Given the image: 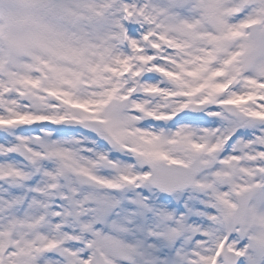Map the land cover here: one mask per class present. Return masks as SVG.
Wrapping results in <instances>:
<instances>
[{"label":"snow or ice","instance_id":"1","mask_svg":"<svg viewBox=\"0 0 264 264\" xmlns=\"http://www.w3.org/2000/svg\"><path fill=\"white\" fill-rule=\"evenodd\" d=\"M0 264H264V0H0Z\"/></svg>","mask_w":264,"mask_h":264}]
</instances>
